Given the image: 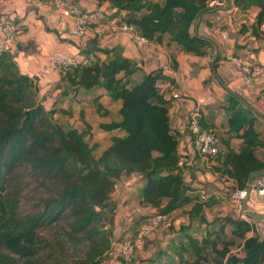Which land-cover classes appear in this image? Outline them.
<instances>
[{
    "label": "trees",
    "instance_id": "16d2710c",
    "mask_svg": "<svg viewBox=\"0 0 264 264\" xmlns=\"http://www.w3.org/2000/svg\"><path fill=\"white\" fill-rule=\"evenodd\" d=\"M210 1L93 0L98 7L108 5L95 10L104 18L111 9L123 12V22L149 43L167 37L180 51L198 57L207 56L211 45L192 28L198 18L216 12L208 6ZM231 3L237 14L255 11L251 33L264 35L259 29L264 24V0ZM101 52L103 58L94 54L88 65L59 74V96L48 107L38 99L36 79L19 72L10 53L0 55V264H103L114 242L112 192L121 177L131 175L139 177V201L149 209L143 220L156 215L167 220L175 213L187 222L177 230L166 226L165 233L174 231L176 236L147 263L264 264V235L248 236L252 223L232 214L209 218V198L189 194L188 159L180 163L178 135L171 129L165 100L174 89L165 92L160 87L170 80L161 71L141 73L137 62L116 49ZM79 96L90 97L88 103L100 117L108 115L101 97L119 105L118 120L98 126L119 132L99 154L90 145L88 126L78 130L54 118L71 115L60 99ZM224 111L221 130L201 116L198 126L218 139L217 154L204 160L218 179L231 182L229 193L247 189L252 176L264 173V135L256 113L236 95L228 92ZM232 140L239 142L236 147ZM26 179L44 185L46 191L31 213L19 211V184ZM44 231H52L51 242L40 235ZM67 249L76 255H64ZM134 256L128 262L118 258L126 264Z\"/></svg>",
    "mask_w": 264,
    "mask_h": 264
},
{
    "label": "crops",
    "instance_id": "0c3cea01",
    "mask_svg": "<svg viewBox=\"0 0 264 264\" xmlns=\"http://www.w3.org/2000/svg\"><path fill=\"white\" fill-rule=\"evenodd\" d=\"M70 1L77 4L82 12L108 7L107 4L98 7L93 0ZM224 1L229 3L228 10H219L200 18L192 28L195 35L209 41L211 45V50L205 57L180 51L179 47L167 37H163L160 43L150 42L144 47H137L128 34L120 32L119 26L123 22L124 13L115 9L106 12L103 21L105 33L99 37L93 33L94 25H89L82 37H73L70 34L71 20L56 14L48 0H0V25L12 21L16 27L18 36L10 53L12 60L19 72L36 79L37 96L44 107L52 105L59 96V89L56 86L60 82V75L50 71L47 66V60L53 53L76 58L95 54L103 58L102 50L116 49L123 57L137 62L143 74L161 71L171 83L161 82L160 87L165 92L174 89L181 93L178 99H172L170 94L174 90L169 91L165 94V100L171 129L178 135V151L188 159L185 178L190 184L189 194H199L201 199L209 198L208 202L212 204L207 210L210 211L209 215L214 216L219 213L235 216V213L227 210L231 209L227 197L231 182L223 183L211 171L209 164L197 153L192 136L186 127L189 111L198 106L200 116L208 119L218 130H221V126L225 123L224 106L229 92L251 107L258 117L259 131H264V78L245 84L240 70L231 66L226 60L227 55L232 54L244 62H264V35L251 33L250 26L253 24L255 11H249L246 15L236 14L231 19L229 14L234 8L232 0ZM216 7H225V4ZM222 33L227 34L226 39L221 38ZM214 58H218L215 68ZM98 92L101 93L102 90ZM89 99L90 97L79 96L74 100L67 98L60 101L63 109L70 110L71 115L65 116L69 123L75 122L70 125L78 130L88 126L89 139L93 133L105 135L103 144L98 142L90 144L95 147V153L99 154L109 145L110 136L119 132H105L98 126L101 123L117 121L119 105L110 103L104 96L101 97L100 102L108 110V115L100 117L90 107ZM238 143L237 140L231 141L234 147ZM262 151L264 153V150ZM140 187V180L136 175L121 177L114 187L112 192V202L115 205L112 226L114 241H121L131 235L149 211L146 206L140 204ZM243 212L254 227L248 236L252 234L263 236L264 199L258 198L254 189L249 192ZM175 215L177 214L173 213L168 216L162 234L157 232L149 236L142 248L136 250L135 255L139 262L135 264H149L146 261L155 258L168 239L176 236L174 231L168 232L170 235L165 233L167 225H172L173 229L177 230L180 223H187L180 222L183 217L176 218ZM203 228L204 225H201L200 229ZM111 256L114 259L118 258L116 250Z\"/></svg>",
    "mask_w": 264,
    "mask_h": 264
},
{
    "label": "built area",
    "instance_id": "2783aa9c",
    "mask_svg": "<svg viewBox=\"0 0 264 264\" xmlns=\"http://www.w3.org/2000/svg\"><path fill=\"white\" fill-rule=\"evenodd\" d=\"M53 11L63 18L71 20L70 34L75 38H80L85 34L89 25L93 26V33L99 37L105 33L103 21L104 15L102 11L82 12L78 6L71 5L65 0H48ZM223 2L213 0L208 3L209 7L222 6ZM237 9L233 8L229 16L232 19L237 14ZM259 29L264 31V24L260 25ZM120 32L128 34L137 47H144L149 44V41L144 37L135 33L130 25L122 22L119 26ZM18 32L12 21L4 22L0 25V55L3 53H11L17 41ZM222 39L227 38V34H221ZM94 54H87L84 57L76 58L66 56L60 53H53L47 60V66L50 71L61 74L68 68H76L78 66H86L94 61ZM227 62L234 68L240 70L242 80L245 84H251L254 80L264 78V62L248 63L244 62L232 54L226 57ZM181 96L179 91L174 90L170 97L178 99ZM200 109L195 106L188 113L187 129L194 138L193 143L197 153L205 160L213 157L218 152V139L210 132L201 131L198 126V117ZM187 161V158L182 155L180 163ZM254 180V181H253ZM249 183L250 191L254 189L258 198L264 199V175L257 176ZM249 191V192H250ZM248 189H234L228 193V200L234 209L235 216L251 223L243 212L245 201L248 197ZM166 220L164 215H156L146 218L134 231V233L121 241H114L113 247H116V255L123 261L128 262L133 257L135 250L141 249L145 240L151 236L157 228Z\"/></svg>",
    "mask_w": 264,
    "mask_h": 264
},
{
    "label": "rangeland",
    "instance_id": "374dc122",
    "mask_svg": "<svg viewBox=\"0 0 264 264\" xmlns=\"http://www.w3.org/2000/svg\"><path fill=\"white\" fill-rule=\"evenodd\" d=\"M54 118L57 120V122H59L62 125L66 124V123L75 124L74 121H70V123H69L66 120L67 118L65 116H63V115L55 114ZM77 127H79V126L77 125ZM262 133L264 135V131ZM105 139L106 138H105V135L103 133H97V134L93 133L92 136H91V139H89V140H91L90 144L93 143V142H95V143L98 142L99 144H103V142H105ZM95 154H97V153H95ZM23 179H25V178H23ZM19 185L23 186L22 193L20 194V199H19V211L21 213L34 212L35 211V207L38 205V197L45 196V194H46L44 185H39L38 183H36V182H34L32 180H29V179L28 180L26 179L25 181H22ZM230 207H231V209L229 208L227 210L229 212L231 210V212L234 213L233 207L231 205H230ZM209 213H210V211L207 212V216L210 218ZM176 221H179V220L176 219ZM183 221H185V218H181L180 222H183ZM161 226H163V225H161ZM161 226H160V228L159 227L157 228L155 233H157V232H160L161 234L163 233ZM112 232L114 233L113 230H112ZM51 233H52V231H44V232H41L40 235L43 236V238L45 240L51 242L53 240V238L51 236ZM113 233H112V235H113ZM133 233H134V231L131 233V235ZM154 234H152L151 236H153ZM114 235L117 238V234L115 233ZM131 235H129L128 237H130ZM128 237H126V238H128ZM158 238H160V236ZM147 240H148V238L145 241H147ZM115 241H117V243H118V240H115ZM115 249H116V247H112L111 248V255L114 253ZM63 253H64V255H66L68 257H72V256L76 255L75 252H73L72 250H68V249L66 251L64 250ZM233 253L237 254V255L239 254V252L236 249L233 250ZM111 255H109L111 258L110 257L107 258V260L103 264H123L119 258L114 259V258H112ZM136 258L137 257L135 255L134 260L132 262H129V263H126V264L138 263L139 261Z\"/></svg>",
    "mask_w": 264,
    "mask_h": 264
},
{
    "label": "water",
    "instance_id": "95a60500",
    "mask_svg": "<svg viewBox=\"0 0 264 264\" xmlns=\"http://www.w3.org/2000/svg\"><path fill=\"white\" fill-rule=\"evenodd\" d=\"M219 1H220V2H223V3L225 4V7H216V8H214V9L212 10V12H215V11H218V10H225L226 8H228V6H229V3H228V2H226V1H224V0H219ZM199 20H200V18H198V20H197L196 23H198ZM214 60H215V58H214ZM237 97H238V96H237ZM238 99L240 100V102H242V103L244 104L245 107L251 109V107H250L245 101H243V100H242L241 98H239V97H238ZM251 110H252V109H251ZM252 111H253V110H252ZM253 112H254V111H253ZM260 175H264V173H262V174H256V175L252 176L251 179H250V182H251L255 177L260 176ZM247 189H248V193H249L250 188L248 187Z\"/></svg>",
    "mask_w": 264,
    "mask_h": 264
}]
</instances>
